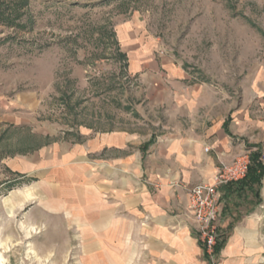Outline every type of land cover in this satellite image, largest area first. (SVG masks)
Returning a JSON list of instances; mask_svg holds the SVG:
<instances>
[{
    "label": "crops",
    "instance_id": "crops-1",
    "mask_svg": "<svg viewBox=\"0 0 264 264\" xmlns=\"http://www.w3.org/2000/svg\"><path fill=\"white\" fill-rule=\"evenodd\" d=\"M136 30L129 26L118 40L130 86L116 116L106 104L105 114L93 108L87 124L38 131L32 80L18 90L17 70L0 69V133L42 140L37 148L5 152L12 155L1 157L0 167L27 182L30 200L39 190L46 213L56 199L59 212L90 238L117 241L123 253L135 249L140 263L206 264L187 193L211 184L217 167L241 151L264 159V101L258 108L253 95L262 79L255 77L249 89L237 93L189 71ZM256 191L241 183L218 189V229L221 240L226 238L222 264H239L247 240L260 234L264 176L259 206ZM23 203L16 196L9 205L15 210Z\"/></svg>",
    "mask_w": 264,
    "mask_h": 264
},
{
    "label": "rangeland",
    "instance_id": "rangeland-1",
    "mask_svg": "<svg viewBox=\"0 0 264 264\" xmlns=\"http://www.w3.org/2000/svg\"><path fill=\"white\" fill-rule=\"evenodd\" d=\"M129 26L189 71L237 93L258 76L262 82L255 83L253 95L261 108L264 0H0V69L17 70L18 90L32 80L38 131L87 124L93 108L105 114L106 104L119 114L130 84L118 40ZM41 144L38 137L0 133V158ZM0 174V264H144L135 249L123 253L117 241L90 238L59 212L56 199L46 213L39 190L30 200L27 182L3 167ZM16 196L24 203L12 210L9 202ZM259 231L257 239L247 240L239 264H264V223ZM202 257L212 264L203 247ZM222 260L219 254L215 264Z\"/></svg>",
    "mask_w": 264,
    "mask_h": 264
},
{
    "label": "built area",
    "instance_id": "built-area-1",
    "mask_svg": "<svg viewBox=\"0 0 264 264\" xmlns=\"http://www.w3.org/2000/svg\"><path fill=\"white\" fill-rule=\"evenodd\" d=\"M251 155L250 151H241L230 162L217 167L211 184L195 186L187 193L186 207L194 221L196 236L203 247L205 257L212 264L219 258L216 252L220 240L218 189L237 184L246 178ZM259 160L264 165V159L260 157Z\"/></svg>",
    "mask_w": 264,
    "mask_h": 264
},
{
    "label": "trees",
    "instance_id": "trees-1",
    "mask_svg": "<svg viewBox=\"0 0 264 264\" xmlns=\"http://www.w3.org/2000/svg\"><path fill=\"white\" fill-rule=\"evenodd\" d=\"M118 57L120 59H124V55H122L120 52L118 54ZM261 155L257 152L252 153L251 155V164L249 166L248 174L246 178L239 182L243 186H247L249 189H254V187L257 188V191L255 192L256 198L260 200L258 188L261 184V180L264 176V165L260 162ZM226 238H223L221 241L218 242L216 246V252L217 254H220L222 249L225 246Z\"/></svg>",
    "mask_w": 264,
    "mask_h": 264
}]
</instances>
